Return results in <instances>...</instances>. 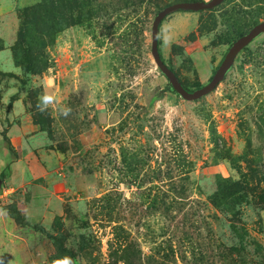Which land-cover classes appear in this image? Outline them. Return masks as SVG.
Returning <instances> with one entry per match:
<instances>
[{"label": "rangeland", "instance_id": "1", "mask_svg": "<svg viewBox=\"0 0 264 264\" xmlns=\"http://www.w3.org/2000/svg\"><path fill=\"white\" fill-rule=\"evenodd\" d=\"M180 1L0 0V264H264V32L186 100L150 55ZM262 20L173 11L157 52L192 92Z\"/></svg>", "mask_w": 264, "mask_h": 264}, {"label": "water", "instance_id": "2", "mask_svg": "<svg viewBox=\"0 0 264 264\" xmlns=\"http://www.w3.org/2000/svg\"><path fill=\"white\" fill-rule=\"evenodd\" d=\"M219 0H211L209 2L202 1H180L172 4H168L161 8L154 16L151 27H150V55L152 57L153 62L159 71L165 76L168 80V83L171 85L173 90L180 95L182 98L186 100H193L202 95L207 94L211 91L219 80L222 78L224 72L228 69L233 61L236 53L248 44L255 36L259 33L264 32V20L254 24L245 34L238 37L232 45L228 48L226 54L224 55L221 62L218 64L216 70L212 74L209 81L193 90L192 92L185 90L182 85L179 83L178 79L172 73V71L164 64V62L160 59L159 54L157 52V30L158 25L162 21V19L170 14L173 11L177 10H193L198 11L201 9L211 8L215 3Z\"/></svg>", "mask_w": 264, "mask_h": 264}, {"label": "crops", "instance_id": "3", "mask_svg": "<svg viewBox=\"0 0 264 264\" xmlns=\"http://www.w3.org/2000/svg\"><path fill=\"white\" fill-rule=\"evenodd\" d=\"M29 210H30V206H27V207L25 208V211H26V212H27V211L29 212ZM47 211H48V209L45 208V212H47ZM28 212H27V213H28Z\"/></svg>", "mask_w": 264, "mask_h": 264}, {"label": "trees", "instance_id": "4", "mask_svg": "<svg viewBox=\"0 0 264 264\" xmlns=\"http://www.w3.org/2000/svg\"><path fill=\"white\" fill-rule=\"evenodd\" d=\"M160 57V56H159ZM160 59H161V57H160Z\"/></svg>", "mask_w": 264, "mask_h": 264}]
</instances>
